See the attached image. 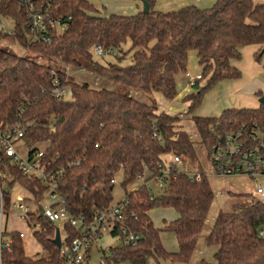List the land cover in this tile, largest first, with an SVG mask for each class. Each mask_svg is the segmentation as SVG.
<instances>
[{
	"label": "trees",
	"instance_id": "16d2710c",
	"mask_svg": "<svg viewBox=\"0 0 264 264\" xmlns=\"http://www.w3.org/2000/svg\"><path fill=\"white\" fill-rule=\"evenodd\" d=\"M53 17H71L69 26L49 44L32 43L26 27L24 8L19 0H0V18L12 22V31L3 38L46 60L84 69L130 90L167 101L176 96V77L185 75L189 54L195 53L200 76L193 82L196 92L183 98L196 132L210 155L213 144L237 130L242 138L264 152V104L256 109H225L214 117H199L204 95L219 82L237 80L240 72L230 65L241 59L246 46H264V0H215L208 9L186 6L175 11L155 9L156 0L145 1L148 13L133 16H101L87 0H41ZM130 64L121 65L128 51ZM117 52L115 62L100 64L93 49ZM260 51L256 60L260 59ZM53 69L45 64L0 49V128L18 125L22 143L35 153L43 147L41 163L63 170L57 194L72 218L92 223L96 215L112 205L111 183L121 173L124 198L121 220L115 222L113 236L120 229L137 234V245L110 248L105 264H189L202 233L213 192L206 176L173 171V177L159 195L147 185L128 191L140 178L149 182L160 169L164 156L182 157L193 162L196 154L189 136L179 129L180 117L157 112L154 105L129 95L94 89L72 76L55 71L68 98L52 94ZM1 160L8 158L0 153ZM12 181L33 196L37 210L30 223L41 254L27 256L18 233L3 234L10 241L0 254L1 264H64L61 250L53 244L55 226L39 216L40 202L47 189L35 179L24 177L10 167ZM229 211H218L207 238L215 248L212 262L199 264H264V204L247 194H233ZM5 210L10 207L4 196ZM58 204L52 205L56 208ZM171 209L177 215L162 228L153 225L149 213ZM68 247L79 230L63 224ZM172 233L177 245L167 251L161 233ZM91 250L85 262L90 264Z\"/></svg>",
	"mask_w": 264,
	"mask_h": 264
},
{
	"label": "built area",
	"instance_id": "2783aa9c",
	"mask_svg": "<svg viewBox=\"0 0 264 264\" xmlns=\"http://www.w3.org/2000/svg\"><path fill=\"white\" fill-rule=\"evenodd\" d=\"M19 2L24 8L30 42L49 44L53 38L67 30L69 21H71L70 16L64 18L51 16L49 8L41 0H19ZM93 52L98 56L113 54L112 51H102L99 47H95ZM50 76L53 78L52 94L55 97L67 98L69 92L60 86L55 71L52 70ZM185 77L188 79L187 86L189 88H192L194 80L199 78H193L188 73L185 74ZM23 133L18 125L0 128V153L8 158L7 162H3L0 157V216L13 210L19 220H24L29 227H33L34 231L38 229V226L30 223V214L37 210V206L32 210L22 198L14 201L11 193L3 188V184L12 181L10 167H13L20 171L24 177L35 179L46 187V197L52 203L46 208L40 207L44 219L50 223H55L57 227L59 222H63V224L68 223L74 229L79 230V236L68 247L61 246L60 248L64 264H86L87 251H92V248L99 244V240L104 235L118 238L121 244L131 246L138 244L140 237L137 234L128 233L125 229H120L115 236L112 235L114 223L121 220L122 217V204H112L106 210L100 211L92 223H85L82 217H70L64 210L61 204L62 200L57 194L58 185L64 176L63 170L53 169L50 165L41 163L44 152L42 149L32 154L29 152L26 157H22L16 145L22 142ZM254 141L255 138H252V142L243 139L242 132L237 130L224 135L223 138L213 144L210 148V155L217 175L220 178H225L236 174H245L253 179L264 176V152L259 146L253 144ZM181 162L182 157L178 156H174L170 161H163L158 165L159 173L150 181H154L158 189H164L166 183L174 178L172 172L181 171L179 168ZM194 176L199 177L198 174ZM139 180H143L142 185L147 186L150 182H144L145 177ZM111 183L114 184V180ZM5 195L10 197L8 211L4 208ZM250 197L264 204V187L259 185L250 194ZM56 204H58L56 208L51 207ZM19 237L22 239L23 234L20 233ZM9 248L10 241L4 240L1 234L0 254L2 251H8ZM110 248H106L104 251L100 250V264H105L103 257L107 255Z\"/></svg>",
	"mask_w": 264,
	"mask_h": 264
},
{
	"label": "rangeland",
	"instance_id": "374dc122",
	"mask_svg": "<svg viewBox=\"0 0 264 264\" xmlns=\"http://www.w3.org/2000/svg\"><path fill=\"white\" fill-rule=\"evenodd\" d=\"M138 2V0H137ZM140 12L142 11V3L139 1ZM255 4L262 3V0L259 2H254ZM91 4V3H90ZM107 1L96 0L93 4L100 12L101 16H106V6ZM111 4H115L112 2ZM117 4V3H116ZM115 4V5H116ZM105 7L103 9V7ZM12 31V22L7 19L0 18V49L8 50L9 52L24 57L29 60H33L37 63L45 64L50 66L53 70H58L66 73L67 75L72 76L79 83H86L89 87L94 89H105L109 91H115L121 94L129 95L132 98L149 105H154L157 108V112H162V106L172 105V109L169 110L170 114L177 115L180 117L179 129L183 130L190 138L192 145L194 147V151L196 157L194 161L191 163L186 159H182L179 168L182 172L189 173L191 176H194L198 172H202L210 185V188L214 194L213 200L209 209V212L206 217L205 224L203 226L202 233L197 241L195 251L193 253L192 259L189 264H199L201 260L210 262L212 260V254L215 251V248L207 246V238L211 230V226L215 220L218 211H229L231 205L235 201V197H232L233 194H247L250 195L259 185L264 187V176H259L256 179L251 178L245 174H236L233 176L220 178L212 163V156L208 154L205 147L201 143V140L196 132L194 124L192 122V116L187 113V105L185 102L181 100V97H176L174 102L168 104V101L161 97L158 94H154L150 96L148 94H144L141 92H137L134 90H130L124 86L118 85L110 80L92 74L84 69H76L71 66H66L59 62L58 60H46L42 57H38L35 54L29 53L27 50H24L18 43L11 42L3 38L4 35L10 34ZM130 43L127 42L123 46V51L129 52ZM94 53V52H93ZM118 53L114 52L113 54H104L102 56H98L94 53L95 59L100 62V64L106 65L108 62H115L116 55ZM132 52L130 51L121 61V65L130 64V56ZM195 59V58H194ZM234 62V61H233ZM198 64L192 63L188 68L189 73L197 74ZM241 78V77H240ZM239 78V80H241ZM256 80L260 83L258 88L261 90L262 96L264 95V74L260 73L256 77ZM237 81V80H236ZM232 82V81H230ZM220 82L211 90H209L203 97L202 105L207 103V105H215L216 102H220L221 100H225L223 96V92L220 91L219 87ZM180 92L183 94L187 92L186 82L184 80H180L179 83L176 84V95ZM190 92H196L194 88H191ZM225 93V92H224ZM234 94V93H232ZM247 95V93L236 92V96ZM68 98V97H67ZM256 98V96H255ZM258 102V99H257ZM164 104V105H162ZM165 110V109H164ZM204 110V109H203ZM168 111V110H167ZM199 111V110H198ZM197 112V111H196ZM198 113V112H197ZM195 113V115H197ZM39 149H43V147L38 146ZM16 148L22 157H26L30 152L22 142H19L16 145ZM164 160L170 161L172 159L171 156H164ZM121 183V173L116 175L114 179V187L112 190V204H116L123 200L124 192L120 187ZM143 180H138L133 186L128 188V191H133L142 185ZM148 187L151 189L153 195H159L162 193V189H158L155 185L154 181H150L148 183ZM3 188L11 193L12 199L14 201L21 199L22 194H25L23 188H21L18 184H13L10 188L7 184H3ZM28 206L33 207L35 205L34 201H26ZM51 200L45 197L41 202L40 206L42 208H46L51 204ZM7 220H9L10 226L21 227L22 224L25 225L26 231L22 234L27 236L26 240H23V247L25 252H30L32 250H37L36 254H41L42 250L40 245L34 241L32 237V232L34 231L33 227H29L24 220H19L16 216L15 211L10 210L7 213ZM6 215V214H4ZM149 217L151 218L154 227L162 228L164 225L168 224L170 221L176 219L177 215L171 209H156L150 212ZM58 229L60 233L61 240L65 238V233L63 229V222L58 223ZM6 238V237H5ZM161 242L165 249L169 252H175L177 250V245L172 233H161ZM121 246V242L118 238H114L108 235H104L100 240L97 246H94L91 251L90 264H100V250L104 251L106 248H118ZM82 253V252H81ZM33 256H36L35 254Z\"/></svg>",
	"mask_w": 264,
	"mask_h": 264
},
{
	"label": "crops",
	"instance_id": "0c3cea01",
	"mask_svg": "<svg viewBox=\"0 0 264 264\" xmlns=\"http://www.w3.org/2000/svg\"><path fill=\"white\" fill-rule=\"evenodd\" d=\"M87 1L93 5L96 0H87ZM100 1H107L108 3L106 4L107 8L102 6L103 9L104 8L106 9L105 10L106 16L108 15L133 16L137 14L138 12H140L141 4L139 1L137 2V0H100ZM252 1L254 3L255 1L259 2L261 0H252ZM112 2H114L115 4L117 3V4L116 5L111 4ZM214 2L215 0H156L155 9L161 12L175 11V10H178L186 6H195L200 9H208L214 4ZM261 49L262 48L258 46H246L240 50L241 59L233 60L234 62L231 61L230 65L240 72L241 80L237 79V81L228 80V81L220 82L218 88L220 89V91L223 92V96L225 97L224 98L225 100L224 101L221 100L220 102H216L215 105H209V106L207 105V103L202 105V102H201V105L198 109L199 111L197 110L198 113L196 112L197 113L196 116L214 117V116L219 115L225 109H256L259 107V103L257 102V99L259 100L262 97V94L260 92L261 90L258 88L260 83L256 80L255 77L260 73L264 74V53L260 55L259 61L256 60L255 55ZM194 58H195V53H190L187 73L193 78H198L200 76L199 66H197L198 67L197 74H191L188 71L190 64L197 62L196 58L195 59ZM180 80H184L186 82L187 92H185L184 94L180 92L178 95L174 97L172 101H168V104L169 103L171 104L172 102H174V100L178 96L181 97V100L183 101V98L186 95L191 93L190 92L191 88L187 86L188 79L185 77V75H178L175 80L176 84L179 83ZM236 92L247 93V95L241 94L240 96H236ZM165 102H167V100ZM186 105L188 106L187 103ZM162 107H163L162 112L166 114H170L169 110L172 109V105H168V106L164 105ZM170 115H174V114H170ZM21 197L22 199H24L25 202L33 201V196L29 194L27 191H25V194L24 195L22 194ZM35 207H36V204L30 208L34 210ZM39 212H40V208H39ZM7 215L8 214L6 215L3 214V216H0V235L1 234L5 235L7 233H18V234L21 233L22 234L23 232L26 231L24 224H22V228L21 227L12 228V226H10L9 224V220H7ZM2 238L4 240H8V238H5V236H2ZM27 238H28L27 236L23 235L22 240H26ZM36 251L35 250H32L30 252L27 251L25 252V254L27 256L32 257L34 254L38 255L36 254L38 253ZM214 253L215 251L212 254V260L210 262L213 261Z\"/></svg>",
	"mask_w": 264,
	"mask_h": 264
},
{
	"label": "water",
	"instance_id": "95a60500",
	"mask_svg": "<svg viewBox=\"0 0 264 264\" xmlns=\"http://www.w3.org/2000/svg\"><path fill=\"white\" fill-rule=\"evenodd\" d=\"M142 3V13L147 14L148 13V5L145 1H141ZM264 53V46L262 47L261 51H260V55ZM259 105H263L264 104V95L258 100ZM41 208H40V212H39V216L42 217V212H41ZM55 226V234H54V239H53V244L56 246L57 249L61 248V239H60V233H59V229L57 227V225L55 223H52Z\"/></svg>",
	"mask_w": 264,
	"mask_h": 264
}]
</instances>
